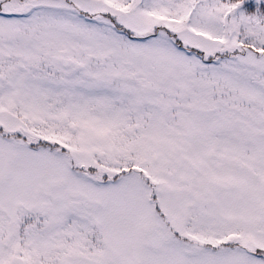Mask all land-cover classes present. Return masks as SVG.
Listing matches in <instances>:
<instances>
[{"label":"snow or ice","instance_id":"6c2138e0","mask_svg":"<svg viewBox=\"0 0 264 264\" xmlns=\"http://www.w3.org/2000/svg\"><path fill=\"white\" fill-rule=\"evenodd\" d=\"M0 264H264V0H0Z\"/></svg>","mask_w":264,"mask_h":264}]
</instances>
